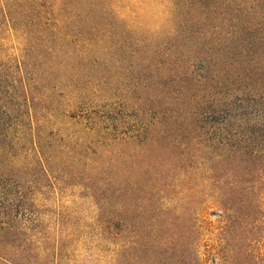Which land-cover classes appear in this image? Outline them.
Returning <instances> with one entry per match:
<instances>
[{"label":"rangeland","instance_id":"rangeland-1","mask_svg":"<svg viewBox=\"0 0 264 264\" xmlns=\"http://www.w3.org/2000/svg\"><path fill=\"white\" fill-rule=\"evenodd\" d=\"M0 264H264V0H0Z\"/></svg>","mask_w":264,"mask_h":264}]
</instances>
